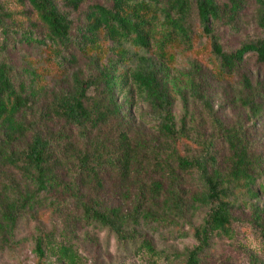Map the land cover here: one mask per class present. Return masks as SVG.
I'll list each match as a JSON object with an SVG mask.
<instances>
[{"label":"trees","instance_id":"trees-1","mask_svg":"<svg viewBox=\"0 0 264 264\" xmlns=\"http://www.w3.org/2000/svg\"><path fill=\"white\" fill-rule=\"evenodd\" d=\"M91 1L0 0V247L14 245L25 215L37 214L48 199L63 195L75 215L69 216L62 204L46 212L63 219L64 228L39 231L38 264H88L74 244L80 224L98 226L120 243L139 245V250L157 255L149 240L128 229L130 216L105 201V171L122 180L127 177L138 154L136 143L124 130L112 147L106 145L105 135L91 138L112 121L119 131L134 98H140L149 108L147 122L163 144L153 147L148 157L155 179L133 199L128 197L133 217L140 213L153 217L152 206L162 199L176 224L187 221L190 209L202 211L201 223L193 227L197 246L186 259V264H202L215 237L233 239L234 207L257 198L255 187L262 188L261 175L246 129L228 128L218 117L198 80L199 64L192 63V71L180 83L169 78L166 67L175 62L174 50L194 51V12L203 35L212 41L208 66L219 79L231 75L248 54H256L264 63V40L246 42L231 53L218 42L215 24L226 18L234 23L244 0H227L223 6L217 0ZM255 1L258 25L264 29V0ZM78 12L81 15L73 20ZM104 44H109L108 49ZM19 48L41 50L61 73L87 61L84 72L72 76L71 89L38 110L31 123L28 113L46 89L45 75L43 67L31 61L17 64L14 57ZM128 48L151 51L155 57H138L135 68ZM124 89L132 96L121 100L118 94ZM176 98L184 111L179 122L173 112ZM190 98L215 127L210 138L193 129ZM241 105L251 116L264 114L260 94L242 99ZM46 118L64 123L63 128L41 130ZM224 152L228 155L222 159ZM186 180L195 191L189 203L183 190ZM147 204L151 208L142 211ZM254 214L264 235L263 219ZM49 257L56 263H49Z\"/></svg>","mask_w":264,"mask_h":264},{"label":"rangeland","instance_id":"rangeland-1","mask_svg":"<svg viewBox=\"0 0 264 264\" xmlns=\"http://www.w3.org/2000/svg\"><path fill=\"white\" fill-rule=\"evenodd\" d=\"M91 2L108 3L107 0H92ZM217 2L223 6L227 0H217ZM86 8L87 5L83 11ZM257 10L255 0H244L234 23L226 18L225 21L215 24L214 34L225 52H235L246 42L264 40V29L258 25ZM78 15L79 12L73 14L71 18L77 20L81 14ZM193 24L196 31L194 51L186 52L182 48L174 50L175 62L166 67V72L169 78L178 79L180 83L181 78L186 80L185 74L192 71V63L199 64L201 69L198 80L203 83L204 91L210 98L218 117L228 128L242 125L246 129L249 146L256 156L258 175H261L258 185H262L261 189L259 186L255 187L257 192L255 200L248 202L247 205L239 203L234 207L236 220L233 226V239L215 237L210 248L203 255L202 264H264V235L254 214L255 211L264 222V114L257 117L251 116L249 111L241 105V100L246 97L251 98L255 94L264 97V63L258 61L256 54H248L231 75L219 79L208 66L212 41L203 35L195 12ZM104 45L108 49L109 44ZM128 49L133 59L131 65L135 68L139 64L138 57H155L151 51L146 53L134 48ZM110 55L109 52L107 56ZM14 59L18 65H21V60L25 59L33 62L34 66H42V72L45 75L46 89L34 102L32 111L28 113V123L36 119L38 110L49 107L56 95L71 89L72 76L77 72H84L87 65L86 60H81L69 72L61 73L41 50L25 48H19ZM182 85L186 86V84ZM187 94L190 95L189 92ZM125 95L132 96L128 89H124L121 94H118L119 99L123 100ZM148 111L146 103L140 98H134L133 107L128 109V116L121 121L119 131H116L118 125L112 121V124L101 128L91 138L99 136L102 139L105 135L106 145L110 143L108 147H112L116 144L118 132L124 130L136 143L138 154L127 177L122 180L121 177L105 171V201L108 207H121L123 214L130 216L128 229L136 231L142 239L149 240L157 255H150L146 251L139 250V245L120 243L113 234L98 226L80 224L74 244L78 253L88 264H186L188 253L197 246V241L193 236V227L201 223L204 216L202 211H195L192 208L188 213L187 221L176 224L172 215L168 213L165 200L162 199L159 204L152 206L153 217L145 218L141 213L136 218L133 217L135 210L128 202V197L131 196L129 200L133 199V196L138 195L139 190L145 184L155 179L154 173L150 170L152 159L148 157L153 147L163 144L153 125L147 122ZM173 112L179 122L184 115L183 105L179 98L175 100ZM190 117L193 129L198 131L201 137L210 138L214 135L215 127L202 107L191 98ZM63 126L64 123L58 120L49 121L46 118L40 129L59 131ZM227 155L224 152L222 159H225ZM183 187L186 203H189L195 193L194 187L188 180L183 183ZM58 199H48L49 202L37 214L25 215L21 219L14 245L11 248L9 246L0 247V264H38L35 239L39 231H52L54 227L64 228V220L57 216L53 217L49 213L54 211L57 204H62L63 207H68L65 211L69 216L75 215V209L68 205L66 197L61 195ZM150 208V204L144 205L142 211ZM47 211L49 213H46ZM47 260L49 263H56L55 258L49 257Z\"/></svg>","mask_w":264,"mask_h":264}]
</instances>
